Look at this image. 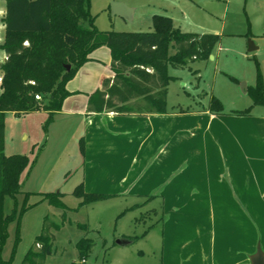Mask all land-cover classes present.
Segmentation results:
<instances>
[{"label": "rangeland", "instance_id": "1", "mask_svg": "<svg viewBox=\"0 0 264 264\" xmlns=\"http://www.w3.org/2000/svg\"><path fill=\"white\" fill-rule=\"evenodd\" d=\"M112 2L131 9V19L112 16ZM4 11L5 0H0V45L5 35ZM89 14L100 31L151 32L152 17L157 15L170 18L172 26L181 32L220 36L212 58L190 62L189 68L182 70L168 69V111L205 110L214 97L220 101L223 115L239 117L232 111L251 107L247 88L256 86L258 73L264 86V0H90ZM250 45L254 51L248 50ZM174 51L171 44L169 55ZM4 59L0 49V65ZM260 112L264 107L254 106L250 115ZM26 115H6L4 122L5 153L26 155L30 165L16 200L4 199V214H9L15 204L19 220L17 217L7 227L2 260L22 264L29 250L37 252L34 241L43 227L50 238L51 253L42 264H163L164 249L178 254L177 258L183 249L201 247L217 252L216 207L164 208L161 198L153 193L82 203L72 194L83 177L79 122L63 115H53L47 122L45 111ZM209 188V196L215 201L216 186ZM45 193H59L64 207L41 201ZM24 204L28 208L22 211ZM224 209L229 215L231 208ZM121 238L129 243L117 245ZM82 239L93 243L84 262L77 246ZM213 260L210 258V263Z\"/></svg>", "mask_w": 264, "mask_h": 264}, {"label": "crops", "instance_id": "2", "mask_svg": "<svg viewBox=\"0 0 264 264\" xmlns=\"http://www.w3.org/2000/svg\"><path fill=\"white\" fill-rule=\"evenodd\" d=\"M110 63L106 47L92 51L66 84L70 96L54 114L80 124L84 192L106 196L153 193L164 208L216 207L217 252L183 249L177 258L178 254L164 249L163 264H250L258 245L264 254V112L244 117L202 109L87 115V95L100 87L103 78L111 77ZM211 184L217 189L215 201L209 196ZM224 208H231L229 215ZM212 257L215 260L210 263Z\"/></svg>", "mask_w": 264, "mask_h": 264}, {"label": "trees", "instance_id": "3", "mask_svg": "<svg viewBox=\"0 0 264 264\" xmlns=\"http://www.w3.org/2000/svg\"><path fill=\"white\" fill-rule=\"evenodd\" d=\"M89 1L5 0L2 19L5 35L0 45L6 57L0 65V254L8 236L7 227L18 217L15 204L9 214H4V199L8 196L16 200L22 188V175L30 165L26 155L4 153L7 113L28 114L42 109L48 113L47 122H50L70 96L66 84L88 61L92 51L106 47L111 55L112 75L103 78L100 87L87 95V115L167 114L166 89L171 80L168 69L182 70L189 68L190 62L208 59L220 42L218 35L181 32L172 26L170 18L157 15L152 17L151 32L100 31L93 26ZM171 44L175 51L169 55ZM247 93L252 100L251 107L232 111V115L250 116L252 107H264V86L259 73L256 86L247 88ZM37 95L40 100L34 99ZM205 110L223 113L220 101L214 97ZM171 113H188V110ZM79 149L83 155L82 139ZM72 194L81 198L82 203L108 197L85 193L82 184ZM59 195L45 193L41 201L62 208ZM27 196L26 193V199ZM26 208L24 204L22 211ZM34 244L37 252L29 250L22 264H42L51 253L50 238L44 227ZM92 245L89 239L78 243L82 260ZM0 264H10V261L0 257Z\"/></svg>", "mask_w": 264, "mask_h": 264}, {"label": "water", "instance_id": "4", "mask_svg": "<svg viewBox=\"0 0 264 264\" xmlns=\"http://www.w3.org/2000/svg\"><path fill=\"white\" fill-rule=\"evenodd\" d=\"M110 11H111L112 16L120 17V18H123L125 20L131 19L132 10L126 8L121 3L112 2L111 7H110ZM248 50L251 52V51H254L255 48L252 47V45H250ZM209 57L212 58V56H209ZM65 68L67 71L70 69V67L68 65L65 66ZM242 87L244 88V84L242 85ZM128 243H129V241L125 238H121V239H118L116 241V244L119 246H125ZM250 264H264V254L262 253V250H261L259 245L256 248V253L250 257Z\"/></svg>", "mask_w": 264, "mask_h": 264}, {"label": "built area", "instance_id": "5", "mask_svg": "<svg viewBox=\"0 0 264 264\" xmlns=\"http://www.w3.org/2000/svg\"><path fill=\"white\" fill-rule=\"evenodd\" d=\"M35 100H40V97L37 95L34 97ZM83 261V260H82ZM84 262V261H83Z\"/></svg>", "mask_w": 264, "mask_h": 264}]
</instances>
